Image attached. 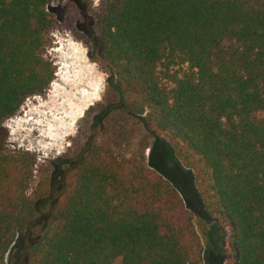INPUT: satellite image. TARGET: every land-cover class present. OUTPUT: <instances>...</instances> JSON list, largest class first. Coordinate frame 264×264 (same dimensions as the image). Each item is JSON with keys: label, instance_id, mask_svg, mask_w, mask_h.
<instances>
[{"label": "trees", "instance_id": "obj_1", "mask_svg": "<svg viewBox=\"0 0 264 264\" xmlns=\"http://www.w3.org/2000/svg\"><path fill=\"white\" fill-rule=\"evenodd\" d=\"M54 2L0 0V129L54 81ZM83 33L109 102L34 199L35 155L0 149V264L29 235L27 264H202L183 198L146 165L155 135L230 230L236 264H264V0H102Z\"/></svg>", "mask_w": 264, "mask_h": 264}, {"label": "rangeland", "instance_id": "obj_2", "mask_svg": "<svg viewBox=\"0 0 264 264\" xmlns=\"http://www.w3.org/2000/svg\"><path fill=\"white\" fill-rule=\"evenodd\" d=\"M87 1L88 6L80 0H55L51 45L46 52L55 66L54 81L43 95L28 98L0 129V149L29 152L37 159L27 192L31 199L52 173L54 161L74 147L78 133L86 132V125L110 99L109 74L83 33L102 0ZM145 157L150 169L175 186L191 213L203 246L202 264H236L230 230L206 215L193 173L181 166L171 144L163 136H151ZM35 241L32 235L18 238L7 255L8 264H27V251Z\"/></svg>", "mask_w": 264, "mask_h": 264}, {"label": "bare ground", "instance_id": "obj_3", "mask_svg": "<svg viewBox=\"0 0 264 264\" xmlns=\"http://www.w3.org/2000/svg\"><path fill=\"white\" fill-rule=\"evenodd\" d=\"M74 89V88H73ZM92 94V93H91ZM67 122V121H66ZM65 124V123H64Z\"/></svg>", "mask_w": 264, "mask_h": 264}]
</instances>
